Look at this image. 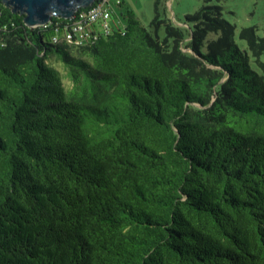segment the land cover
<instances>
[{"label": "trees", "instance_id": "trees-1", "mask_svg": "<svg viewBox=\"0 0 264 264\" xmlns=\"http://www.w3.org/2000/svg\"><path fill=\"white\" fill-rule=\"evenodd\" d=\"M163 1L76 43L0 0V264H264V34Z\"/></svg>", "mask_w": 264, "mask_h": 264}, {"label": "rangeland", "instance_id": "rangeland-1", "mask_svg": "<svg viewBox=\"0 0 264 264\" xmlns=\"http://www.w3.org/2000/svg\"><path fill=\"white\" fill-rule=\"evenodd\" d=\"M225 5V16L236 25V40L242 44L239 32L242 27L255 26L264 34V0H221ZM205 0H164L168 15L177 24L184 25L187 13L197 10ZM118 17L126 8H131L145 25H149L155 15V0H111ZM122 3V4H121Z\"/></svg>", "mask_w": 264, "mask_h": 264}, {"label": "built area", "instance_id": "built-area-1", "mask_svg": "<svg viewBox=\"0 0 264 264\" xmlns=\"http://www.w3.org/2000/svg\"><path fill=\"white\" fill-rule=\"evenodd\" d=\"M113 12L110 0H95L88 7L78 8L70 17L71 22L65 25L63 38L76 43L96 41L100 33L110 32Z\"/></svg>", "mask_w": 264, "mask_h": 264}, {"label": "water", "instance_id": "water-1", "mask_svg": "<svg viewBox=\"0 0 264 264\" xmlns=\"http://www.w3.org/2000/svg\"><path fill=\"white\" fill-rule=\"evenodd\" d=\"M14 12L25 14L29 26L45 25L53 16L70 18L80 7H88L95 0H3Z\"/></svg>", "mask_w": 264, "mask_h": 264}, {"label": "crops", "instance_id": "crops-1", "mask_svg": "<svg viewBox=\"0 0 264 264\" xmlns=\"http://www.w3.org/2000/svg\"><path fill=\"white\" fill-rule=\"evenodd\" d=\"M110 3H111V0H110ZM111 5H112V3H111ZM113 7V6H112ZM114 9V8H113Z\"/></svg>", "mask_w": 264, "mask_h": 264}]
</instances>
